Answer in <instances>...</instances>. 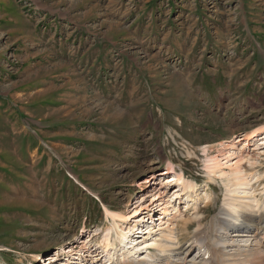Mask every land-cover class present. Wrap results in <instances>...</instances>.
Returning <instances> with one entry per match:
<instances>
[{
    "label": "rangeland",
    "instance_id": "rangeland-1",
    "mask_svg": "<svg viewBox=\"0 0 264 264\" xmlns=\"http://www.w3.org/2000/svg\"><path fill=\"white\" fill-rule=\"evenodd\" d=\"M262 128L264 0H0V264H111L106 213L143 202L128 238L171 222L184 246L221 205L224 141L264 190V135L237 142Z\"/></svg>",
    "mask_w": 264,
    "mask_h": 264
},
{
    "label": "bare ground",
    "instance_id": "bare-ground-1",
    "mask_svg": "<svg viewBox=\"0 0 264 264\" xmlns=\"http://www.w3.org/2000/svg\"><path fill=\"white\" fill-rule=\"evenodd\" d=\"M258 134L262 137L264 128L251 131L237 142L253 139ZM260 141H263L260 145H264V136ZM221 146L226 149L221 151L220 155L209 157L206 155L204 161V168L208 175H217L218 178L225 180V194L221 205L208 225L203 218H200L202 214L200 209L197 210L196 214L194 213V218L183 223L185 231L194 224L196 225V230L192 235H183V239L186 240L184 246L179 245L175 234L176 229L171 227L173 225L171 222H164L163 228L156 229L154 227L151 230L147 228L148 233L146 230L143 231L145 233L142 232L145 235L149 234V237L145 236L141 237L142 239L135 238L133 240L128 238L127 234L130 230L135 229V223L133 227L130 225L128 231H125L122 229L123 227L118 225V222L125 223L131 220L137 222L143 212L151 211L150 205L147 206L143 202L139 205L140 208L134 209L130 217L106 213V217L116 219L113 221L115 227L106 230L99 242L101 247L99 249L105 253L115 249L113 246L119 239L122 243L128 239L129 241L132 240L133 243H127L129 246L125 247L126 254H122L123 260L119 259L116 264H264V190H261L260 194H256L257 190L253 186L254 183L259 182L261 177L243 169L241 161L233 157L237 153L233 152L235 144L232 141L226 140ZM207 148V146L202 148L204 154L208 152ZM167 165L170 169L162 174H157V177L171 173V176L165 178L166 184L169 182L177 183L183 195L185 193L190 194L189 202H193L198 191L196 183L185 179L182 172L178 174L173 169L172 162L169 161ZM157 177L152 174L151 181ZM209 178L212 179L211 176ZM152 201L151 205L160 201V198H157L155 194ZM165 205L168 206L169 203L166 202ZM193 208L196 209L197 207L194 206ZM150 214L151 212L147 213L146 217ZM165 215L167 214L165 213ZM144 221L141 222L144 223ZM162 222L163 220H160V223ZM156 230H161L159 235H152ZM112 231L116 235V239H112ZM150 232L152 233L150 234ZM194 249L197 250L195 255H193ZM111 264H115L113 260Z\"/></svg>",
    "mask_w": 264,
    "mask_h": 264
}]
</instances>
